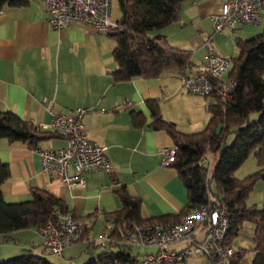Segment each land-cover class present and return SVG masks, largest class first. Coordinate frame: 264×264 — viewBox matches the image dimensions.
I'll return each mask as SVG.
<instances>
[{
    "label": "crops",
    "instance_id": "0c3cea01",
    "mask_svg": "<svg viewBox=\"0 0 264 264\" xmlns=\"http://www.w3.org/2000/svg\"><path fill=\"white\" fill-rule=\"evenodd\" d=\"M26 1L23 6L7 4L0 11V110L14 112L40 126L59 113L79 107L89 109L83 119L88 137L108 145L107 157L115 170L112 174L91 171L84 186L69 187L43 170L38 152L27 143L0 139V161L9 165L11 173L1 186L7 202L28 201L33 188L45 189L89 227L83 240L61 255L52 254L44 246L36 229L16 231L8 241L0 234V260L28 251L52 258L58 264H80L97 256L94 250L98 246L105 250L110 245L101 235L92 238V229L101 223L110 233L112 224L106 215L122 208L121 187L126 186L140 199L144 219L183 215L186 210L188 191L177 170L161 164L162 148L174 147L173 140L166 131L150 126L153 119L147 101L159 99L164 118L173 121L181 132L195 133L206 128L211 118L207 107L214 98L191 94L182 86L181 78L205 68V42L214 32L210 16L223 0L185 1L178 21L151 33L164 35L176 49L192 52L193 62L186 72L169 71L157 78L138 77L124 82L116 81L113 74L118 65L113 55L116 42L110 35L85 25L55 29L42 0ZM232 29L240 30L244 39L259 32L253 26ZM219 49L215 50L226 56ZM133 111L144 114V126L134 125ZM64 142L62 136H56L41 142L40 147L59 148ZM257 170L253 157L235 175L244 178ZM247 201L264 209V179L256 183ZM247 229L248 234L244 225L232 242L237 251L246 250L240 264H252L255 256V227ZM203 235L200 232L197 238L202 239ZM187 245L186 240L178 241L170 249L181 250ZM133 253L138 254L139 249ZM191 259L203 264L198 257Z\"/></svg>",
    "mask_w": 264,
    "mask_h": 264
},
{
    "label": "trees",
    "instance_id": "16d2710c",
    "mask_svg": "<svg viewBox=\"0 0 264 264\" xmlns=\"http://www.w3.org/2000/svg\"><path fill=\"white\" fill-rule=\"evenodd\" d=\"M121 16L110 35L116 42L113 55L118 69L113 73L115 80L124 82L134 78L152 79L173 71L184 73L189 68L192 52L176 49L164 35L152 36L178 21L180 8L188 0H117ZM23 6L26 0H0V11L5 5ZM236 57H231L229 78L235 81L232 98L223 101L212 96L214 101L207 107L211 118L206 128L195 133L178 130L173 121L166 120L161 112L159 99H149L148 108L153 121L150 126L164 130L172 138L177 151L175 168L188 191V205L184 213L195 205L211 204L228 212L230 229L228 241L236 239L246 222L255 225L253 243L255 256L252 264H264V209L248 204V197L256 183L264 179V29L253 37L235 40ZM259 112L256 121L250 115ZM132 121L136 127L145 125L142 112L133 111ZM234 133L232 143L227 136ZM61 136L55 131H43L32 121L20 118L11 111L0 110V139L9 142L27 143L30 148H41L44 140ZM213 153L210 192L207 193V167L203 157ZM254 155L258 170L244 178L236 177V171ZM112 174V173H110ZM10 167L0 161V234L5 241L12 233L60 222V215L68 212L66 204L45 189L33 188L31 199L11 203L4 198L1 186L10 178ZM119 195L122 208L106 215L112 224L110 235L121 239L132 228L133 223L150 224L170 221L178 222L182 215L144 219L141 216V201L133 196L126 186ZM183 213V214H184ZM85 229L79 240L88 233ZM246 250H236L230 264H240ZM140 260L132 249L110 243L97 256L84 264H139ZM0 264H54L44 256L23 252L14 257L0 260Z\"/></svg>",
    "mask_w": 264,
    "mask_h": 264
},
{
    "label": "built area",
    "instance_id": "2783aa9c",
    "mask_svg": "<svg viewBox=\"0 0 264 264\" xmlns=\"http://www.w3.org/2000/svg\"><path fill=\"white\" fill-rule=\"evenodd\" d=\"M49 13V22L55 29L72 25H85L101 34H108L117 22L111 18L112 0H42ZM264 0H223L211 13L214 26L212 36L205 42L207 50L205 68L195 74H184L182 86L190 93L203 96H218L223 101L232 98L235 81L229 77L231 57L220 55L212 45L217 33L227 28L259 26L263 22ZM89 109L75 108L54 115L51 122L41 124L43 131L58 132L64 139L59 148H36L42 168L53 174L67 186H84L85 177L91 171L113 173L115 168L107 157L108 145L92 141L84 124ZM164 167L176 161L175 147L162 148ZM213 153L203 157L207 167V193L210 192ZM72 169L75 172H72ZM85 220L70 212L60 215L57 224L47 223L36 230L44 246L52 253L61 255L64 250L79 241L85 229ZM230 219L228 212L211 204L195 205L188 209L178 222L139 224L133 223L121 239L111 237L109 232L101 239L129 248H138L139 264H197L193 257H207L209 264H230L236 249L228 241ZM203 232V238L197 234ZM186 240L188 245L181 250H172L174 242Z\"/></svg>",
    "mask_w": 264,
    "mask_h": 264
},
{
    "label": "rangeland",
    "instance_id": "374dc122",
    "mask_svg": "<svg viewBox=\"0 0 264 264\" xmlns=\"http://www.w3.org/2000/svg\"><path fill=\"white\" fill-rule=\"evenodd\" d=\"M121 16V10H120V6L118 4V1L117 0H112V7H111V18L112 20L116 21L119 19V17ZM262 18H263V22L261 25L259 26H253V28H256V29H259V32L260 33L261 31H263L264 29V12H263V15H262ZM248 27V26H247ZM256 33V34H258ZM255 34V35H256ZM242 33L240 30H237V29H232V28H227L225 29L223 32L221 33H217L215 35V37L212 39V45L215 47V49L217 50H220L219 47L221 49H223L224 51L222 52L224 55H226L227 57H236L238 55V51H237V48H236V44H235V40L237 37H241ZM192 94V93H191ZM194 95H197V94H194ZM200 96H203V95H200ZM205 97V96H204ZM208 97V96H207ZM212 99V98H211ZM214 100V99H212ZM198 113V112H197ZM260 113L259 112H254L250 115V121H256L257 119H259L260 117ZM235 138V135L234 133H230L228 134L227 136V141L228 143H232L233 140ZM254 155L252 154L249 158H253ZM237 177V176H236ZM239 178V177H238ZM247 226H251V227H255L254 223L252 222H246L245 223V228L246 230L244 231L245 233H249V229H247ZM105 231H108L107 228L102 225L101 223H98L94 229H92V238H95V237H100L101 234H103ZM95 235V236H94ZM102 244V243H101ZM103 247L102 245L98 246V248H96L94 251L96 255H98L97 253H100L103 251ZM132 250L134 252L137 251V248H132ZM84 254L85 255H88L89 256V253L84 250ZM49 256H52L50 253L48 254ZM248 257V256H247ZM91 258V256H90ZM90 258L88 257L87 260L85 262H81L80 264H84L86 263L87 261L90 260ZM202 260L203 264H208V258L206 257H198ZM48 259V258H47ZM52 263L54 264H58V263H55L52 261V258L49 259ZM194 261V260H193Z\"/></svg>",
    "mask_w": 264,
    "mask_h": 264
}]
</instances>
